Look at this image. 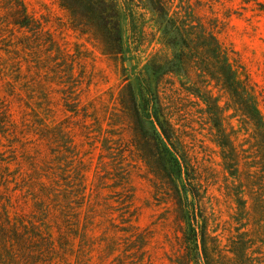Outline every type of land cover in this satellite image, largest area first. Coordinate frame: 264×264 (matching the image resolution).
I'll list each match as a JSON object with an SVG mask.
<instances>
[{"label": "rangeland", "instance_id": "rangeland-1", "mask_svg": "<svg viewBox=\"0 0 264 264\" xmlns=\"http://www.w3.org/2000/svg\"><path fill=\"white\" fill-rule=\"evenodd\" d=\"M226 59L264 120V0H0V264H264Z\"/></svg>", "mask_w": 264, "mask_h": 264}, {"label": "trees", "instance_id": "trees-1", "mask_svg": "<svg viewBox=\"0 0 264 264\" xmlns=\"http://www.w3.org/2000/svg\"><path fill=\"white\" fill-rule=\"evenodd\" d=\"M63 1V0H62ZM91 1H102V0H91ZM93 3V2H92ZM157 9V7H154ZM161 10V13H164V8L163 7H158ZM23 17L22 19H20L19 21H17V24H19L20 26H27L28 25V19H29V15L26 11V8L23 6ZM169 24L172 25V27L177 28L176 24L173 22V20L169 19L168 21ZM211 39L214 41L213 45L209 46L210 51L212 52H216V53H222V47L220 46V44L217 42V40L215 39L214 36H210ZM120 41L121 38H119ZM225 65H227L229 72L227 71V74L223 75V81H233L234 82V93H236V95L240 98V100L245 102V109L244 111L246 112L247 116L252 119L255 124L259 127V126H263L264 125V120H263V116L257 106V102L254 99V97L249 93V91L247 90V88L245 87L244 83L239 79L237 72H233L232 67L230 66L228 60L226 59L225 61ZM157 119L160 122V115L159 113L156 115ZM174 170L177 172V174L180 175V177L182 176V167L179 164L178 161H175V163L172 165ZM175 166V167H174ZM197 233V231H196ZM198 237L196 236V246L197 249L199 250V241L197 239ZM200 256V257H199ZM199 256L196 257V262L197 264H208V262H206V257L204 255H202V259H201V254L199 253Z\"/></svg>", "mask_w": 264, "mask_h": 264}]
</instances>
